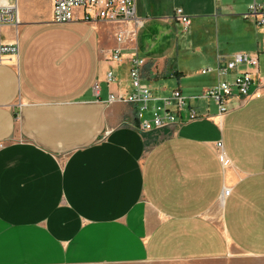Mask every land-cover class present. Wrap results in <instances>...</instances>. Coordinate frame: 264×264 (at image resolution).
I'll list each match as a JSON object with an SVG mask.
<instances>
[{"label":"crops","instance_id":"0c3cea01","mask_svg":"<svg viewBox=\"0 0 264 264\" xmlns=\"http://www.w3.org/2000/svg\"><path fill=\"white\" fill-rule=\"evenodd\" d=\"M253 1L264 8L136 0V26L55 23L51 0H17L19 25L0 29L18 45L16 63L0 64V264H264V26L244 17ZM236 53L257 56L238 69L259 95H232L219 115L202 91L234 72L200 70ZM133 54L155 103L179 89L199 117L183 110L138 131L134 105L108 101L131 90Z\"/></svg>","mask_w":264,"mask_h":264},{"label":"built area","instance_id":"2783aa9c","mask_svg":"<svg viewBox=\"0 0 264 264\" xmlns=\"http://www.w3.org/2000/svg\"><path fill=\"white\" fill-rule=\"evenodd\" d=\"M135 2L136 0H51L52 22L133 21L138 26L142 20L135 15ZM172 17L183 26L190 23V17L181 8H176ZM244 17L254 19L259 25L264 26V8L255 1L249 4ZM19 23L17 0H0V29L3 25H11L16 28ZM125 35L124 32H117V42L121 43L125 39ZM127 36L129 39L133 38L134 32H128ZM17 57V43H4L0 33V64L16 63ZM108 58L115 63L121 62L124 58L121 48L109 51ZM127 60L131 90L126 94L110 92L108 101H124L134 105L136 122L133 125L138 131L146 132L175 123L179 120V115L183 110L187 111L189 120L199 117L197 110L190 105L188 98L182 96L179 89L172 90L168 97L161 99V103H155L152 91L142 77L145 60L135 54L129 56ZM257 65L256 55L236 53L222 65L215 68H202L200 70L202 74L214 71L219 77H224L228 72H234V77L232 80L220 79L216 84L204 88L201 96L209 98L215 103L219 115L226 112V103L232 95H238L243 99L258 96L259 93L256 91L249 92L253 81L252 72L248 69H238L239 66L255 69ZM105 79L107 83L111 84L115 81V76L111 71H108ZM97 86L96 83L93 85L95 92H97ZM147 112L149 113L148 119L145 117ZM217 146L220 148L221 143H217ZM221 160L224 165L228 164L224 153L221 154ZM228 193L229 189L224 188L222 196Z\"/></svg>","mask_w":264,"mask_h":264}]
</instances>
